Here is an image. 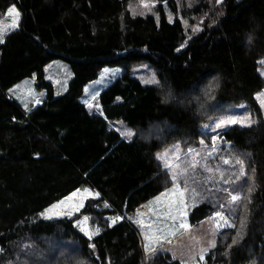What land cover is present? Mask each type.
Wrapping results in <instances>:
<instances>
[{
	"label": "trees",
	"instance_id": "16d2710c",
	"mask_svg": "<svg viewBox=\"0 0 264 264\" xmlns=\"http://www.w3.org/2000/svg\"><path fill=\"white\" fill-rule=\"evenodd\" d=\"M12 6L18 27L0 42V264H264V0H199L191 11L206 19L192 36L162 2L143 15L128 0H0V16ZM57 58L73 73L61 93L45 73ZM142 62L157 83L133 75ZM106 66L122 74L92 110L85 88ZM28 77L45 95L26 107L11 90ZM240 103L254 123L220 132L247 167L240 199L222 218L201 201L190 229L146 254L135 213L172 184L159 152L199 145L204 125ZM76 191L92 195L70 215L50 214Z\"/></svg>",
	"mask_w": 264,
	"mask_h": 264
},
{
	"label": "rangeland",
	"instance_id": "374dc122",
	"mask_svg": "<svg viewBox=\"0 0 264 264\" xmlns=\"http://www.w3.org/2000/svg\"><path fill=\"white\" fill-rule=\"evenodd\" d=\"M128 1L133 14L143 15L148 13L158 14V4L162 2L170 19L173 20L176 16H180L183 19L189 36L196 34L202 28L203 21L206 19L204 13L195 14L191 11V8L199 0H175V10L167 4V0ZM12 19L8 15V11L4 16H0V29H7L4 34L15 29L10 27ZM71 71L68 61L57 58L46 66L45 73L47 78L54 83L56 91L61 93L69 86L68 84L73 75ZM260 71L264 76V58L261 59ZM132 73L147 84H153L150 81H155V83L159 81L156 69L149 62L136 64L132 68ZM121 74V66H106L96 81L93 80L87 84L82 100L90 109L99 110L101 107L97 97ZM34 86L35 78H25L12 88L11 95L18 98V101L22 102L26 107L40 104L44 98L45 91L37 90ZM260 93H264V88L256 93L259 105L262 106L264 111V103L261 102L264 97L258 98V94ZM230 117H250L252 121H255L248 111L247 104L240 103L236 107L214 116L204 125L203 128L208 133L206 137L202 138L199 145L192 147L183 146L181 142L175 141L159 152L158 156H163L167 153L168 162L174 165L177 172L182 169H186V171L178 180L172 181L170 187L143 204L135 213L134 221L138 225L146 254H149L152 250L170 239L182 235L185 229L179 228L181 223L188 224V229H190V212L196 204L207 200L217 206L216 213L220 212L222 215L225 209L229 207L227 203L232 205L235 202L231 200V197L241 194L247 175V167L235 151L231 148L229 149L227 141L223 139L220 133L233 124H229L226 127H216L222 120L226 121ZM117 124L124 137H133L136 133L135 129L125 123ZM126 132H131L132 135L125 136ZM189 149H193L194 151L190 153ZM209 153L212 154L209 155ZM225 161H228V163H225ZM237 161H242V164L237 163ZM161 162L164 166V161L161 160ZM190 163H196V167L194 169L186 167ZM208 169H211V171L209 172ZM165 170H168L171 176V170ZM185 180H187V191H184L183 198H181L179 192H172V189L176 185H179L183 191ZM89 193V191L87 194L79 191L73 192L62 200L63 204H61L62 201L55 203L50 214L56 215V213H62L60 215H64L78 211L84 205V201ZM181 199L183 200L182 203ZM173 217L175 219H172ZM137 221H140V223H137ZM211 221H213L212 217L203 222L202 227L205 231L212 232ZM82 226L92 233H95L97 229L96 227H90L88 224ZM203 251L205 250L203 249Z\"/></svg>",
	"mask_w": 264,
	"mask_h": 264
},
{
	"label": "snow or ice",
	"instance_id": "6c2138e0",
	"mask_svg": "<svg viewBox=\"0 0 264 264\" xmlns=\"http://www.w3.org/2000/svg\"><path fill=\"white\" fill-rule=\"evenodd\" d=\"M217 2H218V3H221L222 0H217ZM8 15L11 16V17L13 18V19H12V24H11L10 27H12V28H16V27H18V22H19V18H20V13H19V11L15 8V6H12L11 8L8 9ZM6 31H7L6 28H2V29H0V42L3 41V34H4ZM150 82L155 83V81H150ZM260 97H264V93H260V94H258V98H260ZM261 102L264 103V99H262ZM252 123H254V121H252V120L250 119V117H245V118L230 117V118H229L228 120H226V121H223V120H222L219 124L216 125V127H217V128H220V127H226V126L229 125V124H241V125H243V126H249V125H251ZM124 135H125V136H131L132 133H131V132H126ZM188 151L191 153V152H193L194 150H193V149H189ZM211 154H212V153H209V155H211ZM158 159L164 161V167H165V169H170V170H171V176H170V178H171L172 181H176V180H178V178H179L180 176H183V175L185 174L186 169H182V170H180L179 172H177V171L175 170L174 165H172L171 163L168 162V159H167V153H165L163 156H158ZM177 159H178V157H177ZM225 163H228V161H225ZM237 163L242 164V161H237ZM186 167H191V168L194 169V168L196 167V163H190V164H189L188 166H186ZM208 171L210 172L211 169H208ZM85 191H87V190H85ZM184 191H187V180H185V188H184L183 191L180 189L179 185H176V187H174V188L172 189V192H179L181 198H183ZM89 194L92 195L91 193H89ZM73 195H75V194H73ZM95 195H98V194H95ZM165 195H166V194H165ZM69 199H71V198H69ZM158 199H159V198H158ZM239 199H240V197L237 196V195H233V196L231 197V200H232V201H238ZM182 202H183V200L181 199V203H182ZM61 204H63V201L61 202ZM54 207H55V206H54ZM60 214H62V213H56V215H60ZM68 214L70 215L71 213H68ZM215 217H221V218H222V215H221L220 212H217V213L215 214ZM215 217H212V219H215ZM87 219H88L87 217L84 218L85 221H87ZM119 219H122V218H121V217H116V218H114V219H113V223H115L116 220H119ZM172 219H175V217H173ZM137 223H140V221H137ZM218 226H219V225H218ZM179 228H180V229H185V230H187V229L189 228V225L186 224V223H181V224L179 225ZM96 232L98 233V232H99V229H96ZM88 234L91 236V235H93L94 233L89 232ZM173 235H175V233H173ZM201 258H202V257H201Z\"/></svg>",
	"mask_w": 264,
	"mask_h": 264
},
{
	"label": "crops",
	"instance_id": "0c3cea01",
	"mask_svg": "<svg viewBox=\"0 0 264 264\" xmlns=\"http://www.w3.org/2000/svg\"><path fill=\"white\" fill-rule=\"evenodd\" d=\"M186 231V230H185Z\"/></svg>",
	"mask_w": 264,
	"mask_h": 264
}]
</instances>
